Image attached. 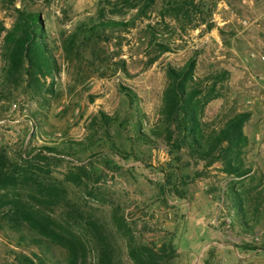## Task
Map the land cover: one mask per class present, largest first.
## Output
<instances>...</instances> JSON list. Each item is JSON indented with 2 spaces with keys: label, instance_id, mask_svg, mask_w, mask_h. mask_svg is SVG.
Masks as SVG:
<instances>
[{
  "label": "rangeland",
  "instance_id": "obj_1",
  "mask_svg": "<svg viewBox=\"0 0 264 264\" xmlns=\"http://www.w3.org/2000/svg\"><path fill=\"white\" fill-rule=\"evenodd\" d=\"M176 1L184 6L174 14ZM20 12L38 14L36 40L50 65L38 75L41 92L3 90L0 149L32 158L46 180L65 188L66 201L40 208L57 229L79 233L94 216L123 264H133L112 222L117 207L138 242H171L172 264H264V0H154L143 14L120 0H0V81L4 37ZM190 58L186 88L199 90L203 138L248 114L243 175L225 172L219 160L207 164L186 143L176 147L180 113L168 141L169 70ZM18 192L0 189V198L35 203ZM73 203L83 218H68ZM9 207L0 206V264H21L22 254L65 264V249L11 221ZM86 264H95L93 250Z\"/></svg>",
  "mask_w": 264,
  "mask_h": 264
},
{
  "label": "trees",
  "instance_id": "obj_2",
  "mask_svg": "<svg viewBox=\"0 0 264 264\" xmlns=\"http://www.w3.org/2000/svg\"><path fill=\"white\" fill-rule=\"evenodd\" d=\"M122 7L135 8L139 14L145 13L154 0H120ZM174 14L183 11L184 3L181 1ZM38 14L33 12H20L10 31L4 37V55L7 63L2 68V81H0V99L5 95L3 90L9 87L16 90L22 86L37 88L36 93L41 92L38 75H43L42 66L48 67L50 63L45 56L44 49L36 40L37 29L40 28ZM107 23L110 20L106 21ZM105 25V23H102ZM195 66L194 58H190L181 69H170V84L163 94L162 111L168 141L171 140V123L173 115L181 114L177 122V128L181 130V136L176 138V147L187 144L193 152L207 164L221 161L225 172L243 175L246 169L238 167L240 162V146L246 136L242 125L247 119V113H238L228 119L223 127L203 138L199 132L197 118V103L195 98L199 92L196 89L187 90L186 81L192 77ZM222 73L226 74V71ZM3 85V87H2ZM10 93V92H9ZM47 150H55L47 148ZM20 161L12 159L9 154L0 149V189L19 193V190L27 192L28 198L34 200V204L23 201L18 195L13 199H1L0 206L9 205V219L17 225L24 222L33 229L39 241L59 243L66 251L65 264H86L89 253L95 252V264H123L121 258L116 255L115 247L104 225L94 216L84 218L79 233L74 228L57 229L54 216L45 213L42 206L56 205L65 200V188L60 183L44 178L45 172L41 166L34 163L33 159L20 155ZM66 180L74 182L73 175L66 176ZM29 200V199H27ZM79 206L75 203L66 211L68 218L82 217ZM117 207L113 208L111 218L115 231L124 238L127 256L133 264H172L176 257V250L171 242L163 241L159 245L155 243L138 242L131 229L125 224L124 218L119 214ZM81 214V215H80ZM76 220V219H74ZM88 236V237H87ZM91 239V240H89ZM44 242V241H43ZM21 264H35L32 258L21 255Z\"/></svg>",
  "mask_w": 264,
  "mask_h": 264
},
{
  "label": "built area",
  "instance_id": "obj_3",
  "mask_svg": "<svg viewBox=\"0 0 264 264\" xmlns=\"http://www.w3.org/2000/svg\"><path fill=\"white\" fill-rule=\"evenodd\" d=\"M263 59H264V57H263Z\"/></svg>",
  "mask_w": 264,
  "mask_h": 264
}]
</instances>
